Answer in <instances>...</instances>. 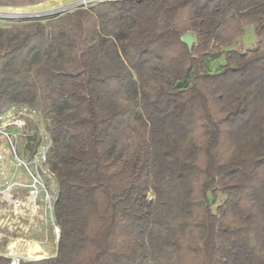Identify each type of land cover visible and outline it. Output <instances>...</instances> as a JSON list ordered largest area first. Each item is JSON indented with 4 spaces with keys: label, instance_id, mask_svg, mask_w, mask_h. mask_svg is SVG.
I'll return each mask as SVG.
<instances>
[{
    "label": "trees",
    "instance_id": "16d2710c",
    "mask_svg": "<svg viewBox=\"0 0 264 264\" xmlns=\"http://www.w3.org/2000/svg\"><path fill=\"white\" fill-rule=\"evenodd\" d=\"M22 108L50 140L59 237L20 264H264V0H102L0 24V116Z\"/></svg>",
    "mask_w": 264,
    "mask_h": 264
},
{
    "label": "built area",
    "instance_id": "2783aa9c",
    "mask_svg": "<svg viewBox=\"0 0 264 264\" xmlns=\"http://www.w3.org/2000/svg\"><path fill=\"white\" fill-rule=\"evenodd\" d=\"M1 13L7 14L0 11V16H6ZM20 112L36 114L25 108ZM44 132L46 144L39 145L28 160L24 154H18L11 141L8 148L0 147V181H3L0 186V256L8 257L10 264L34 259L28 255L27 249L33 241H41L28 236L42 219L51 221L57 243L58 226L54 222L53 208L58 190L54 184L50 186L43 180L46 177L52 183L55 178L46 165L50 140ZM0 133L10 138L9 133L1 128ZM9 165L11 173L6 171ZM19 169L23 170L25 179L17 174Z\"/></svg>",
    "mask_w": 264,
    "mask_h": 264
},
{
    "label": "rangeland",
    "instance_id": "374dc122",
    "mask_svg": "<svg viewBox=\"0 0 264 264\" xmlns=\"http://www.w3.org/2000/svg\"><path fill=\"white\" fill-rule=\"evenodd\" d=\"M79 0H38L31 6H28L24 9L21 8H11L6 6L4 8H0V11L7 12L6 16H0V24L5 23H16L26 19H30L33 17L39 16H47V15H56L65 11H70L76 9L78 7H87L93 3L102 1V0H89L87 2L72 5ZM70 6L67 9L59 10V8L64 6ZM57 9V10H56ZM52 11V12H51ZM241 42L238 47L239 50H246L251 48L255 43V36L253 33V28L251 26L246 27L244 34L240 38ZM238 45V46H239ZM222 63V58L213 60L210 62L211 69H217L219 65ZM21 110H9L3 115L0 116V128L9 133V139L0 133V147L1 148H8L9 141L12 142L14 147L17 149L18 154H24L27 156V160L30 159L35 149L39 147V145L46 144L45 140V132L44 126L40 120V116L33 114H28V112H20ZM54 178V176H53ZM44 182L50 186L53 185L55 190H57V184L55 178L51 183L46 177L43 178ZM51 189V188H50ZM223 200V196H218L216 203L219 204ZM41 220V219H40ZM44 229L43 236L38 238L34 234H39L37 230L31 229V233L29 234L28 238L34 239H43L41 240L43 245L37 250L39 253L37 256H50L54 255L56 250V240L54 234V228L50 220L43 221ZM36 232V233H35ZM41 232V231H40ZM40 235V234H39ZM30 254H35L34 251H30ZM41 254V255H40Z\"/></svg>",
    "mask_w": 264,
    "mask_h": 264
},
{
    "label": "crops",
    "instance_id": "0c3cea01",
    "mask_svg": "<svg viewBox=\"0 0 264 264\" xmlns=\"http://www.w3.org/2000/svg\"><path fill=\"white\" fill-rule=\"evenodd\" d=\"M6 171L7 172H9V173H11L12 172V167L9 165L8 167H7V169H6ZM17 174L19 175V177H21V178H24L25 179V174H24V172H23V170H21V169H19V170H17ZM2 180L0 181V186L2 185ZM43 222L41 223V222H38L37 223V229H34V230H37V231H39V232H37V233H39V234H34V233H31V234H34L36 237H37V235L39 236L38 238H40V236H41V238H42V236H43V229H44V226H43ZM41 231V232H40ZM36 233V232H35ZM38 238H37V240H38ZM41 240H43V239H39V241H41ZM42 242V241H41ZM38 243L37 241H33V243L28 247V249H27V253H28V255L31 257V258H34V259H40V258H43V257H41V256H37V254L39 253V250H37L38 248H40V250H41V247H42V245H43V243ZM34 251V253H36V255L35 254H30V251ZM38 252V253H37ZM55 254V253H54ZM41 255V254H40ZM51 256V255H50ZM44 257H47V256H44Z\"/></svg>",
    "mask_w": 264,
    "mask_h": 264
},
{
    "label": "water",
    "instance_id": "95a60500",
    "mask_svg": "<svg viewBox=\"0 0 264 264\" xmlns=\"http://www.w3.org/2000/svg\"><path fill=\"white\" fill-rule=\"evenodd\" d=\"M181 42L183 44H185L188 48V50H191L193 44H194V38L192 36V34L190 32H186L184 33L182 36H181ZM58 237H59V228H58V231H57V240H58Z\"/></svg>",
    "mask_w": 264,
    "mask_h": 264
},
{
    "label": "bare ground",
    "instance_id": "6f19581e",
    "mask_svg": "<svg viewBox=\"0 0 264 264\" xmlns=\"http://www.w3.org/2000/svg\"><path fill=\"white\" fill-rule=\"evenodd\" d=\"M87 1H89V0H79V1H77V2H75L74 4H72V5H77V4H81V3H84V2H87ZM71 6V5H70ZM70 6H64V7H61V8H59V10H62V9H67V8H69ZM57 10V9H56ZM8 12V11H7ZM52 12V11H51ZM1 14H4L5 15V13H1Z\"/></svg>",
    "mask_w": 264,
    "mask_h": 264
}]
</instances>
